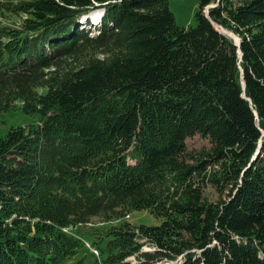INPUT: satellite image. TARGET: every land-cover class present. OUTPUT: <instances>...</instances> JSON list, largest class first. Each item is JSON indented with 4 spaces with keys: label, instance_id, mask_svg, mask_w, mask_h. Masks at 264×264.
Here are the masks:
<instances>
[{
    "label": "trees",
    "instance_id": "16d2710c",
    "mask_svg": "<svg viewBox=\"0 0 264 264\" xmlns=\"http://www.w3.org/2000/svg\"><path fill=\"white\" fill-rule=\"evenodd\" d=\"M8 16L0 114L40 119L0 138V264H264V0H202L193 28L169 0H0Z\"/></svg>",
    "mask_w": 264,
    "mask_h": 264
},
{
    "label": "rangeland",
    "instance_id": "374dc122",
    "mask_svg": "<svg viewBox=\"0 0 264 264\" xmlns=\"http://www.w3.org/2000/svg\"><path fill=\"white\" fill-rule=\"evenodd\" d=\"M18 2V0H13ZM202 0H169V6L171 11L175 16L176 24L180 27H196L197 26V14L200 9V4ZM209 8H206L205 12L209 11ZM0 23L2 26H14L17 27L21 24V20L19 17L8 16V19L0 18ZM91 33V32H90ZM93 36L95 33H91ZM229 37V36H228ZM230 38H233L230 36ZM40 119L39 115L27 116L23 113L22 109H18L11 112H6L0 114V138H5L9 128L11 127H18V126H26L32 123H37ZM208 143L202 139L201 137H196L189 141V147L191 150H202ZM206 194L208 198L211 200H215L219 198V193L212 187L208 186L206 189ZM132 223L141 226V225H153L157 226L160 224V221L154 216L151 215L149 212L144 211H136L132 214ZM93 225L95 227H99L100 229H105V224L102 221H94ZM93 242V241H92ZM150 249V248H146ZM88 254V253H87ZM91 261L92 257H90ZM89 263V261L87 260ZM132 264H138L136 259L131 260ZM160 264H170L166 262H162Z\"/></svg>",
    "mask_w": 264,
    "mask_h": 264
},
{
    "label": "water",
    "instance_id": "95a60500",
    "mask_svg": "<svg viewBox=\"0 0 264 264\" xmlns=\"http://www.w3.org/2000/svg\"><path fill=\"white\" fill-rule=\"evenodd\" d=\"M217 29H218V28H217ZM220 32H221L222 34H224L225 36H227V34H226L227 31H225V30H221ZM227 37H228V36H227ZM236 45H238V44H236ZM239 45H240V44H239ZM239 45H238V46H239Z\"/></svg>",
    "mask_w": 264,
    "mask_h": 264
}]
</instances>
